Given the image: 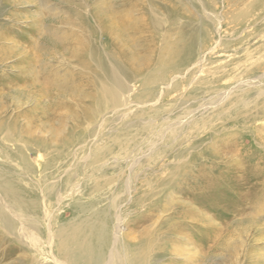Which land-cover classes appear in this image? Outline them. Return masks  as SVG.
Returning <instances> with one entry per match:
<instances>
[{
    "label": "rangeland",
    "instance_id": "374dc122",
    "mask_svg": "<svg viewBox=\"0 0 264 264\" xmlns=\"http://www.w3.org/2000/svg\"><path fill=\"white\" fill-rule=\"evenodd\" d=\"M70 253L264 264V0H0V264Z\"/></svg>",
    "mask_w": 264,
    "mask_h": 264
},
{
    "label": "bare ground",
    "instance_id": "6f19581e",
    "mask_svg": "<svg viewBox=\"0 0 264 264\" xmlns=\"http://www.w3.org/2000/svg\"><path fill=\"white\" fill-rule=\"evenodd\" d=\"M100 14V13H99ZM104 18V17H103ZM101 19V18H100ZM105 19H106V16H105ZM99 22V21H98ZM102 22V21H101ZM97 30V29H96ZM95 31V30H94ZM91 43H89V49H85L84 53L86 54V56H92V57H95L97 56L98 54H100L99 52V48L98 47H95V48H92L91 47ZM98 62H102L103 61V65H104V68L107 70V61L103 58V57H100L99 59H97ZM100 64V63H99ZM101 66V65H100ZM105 83V82H104ZM103 83V84H104ZM105 86V85H104ZM104 90V88H103ZM85 235H80V238L84 239ZM69 262H71L72 264H85L86 261H88L89 259V256H82L80 258L76 257L74 255V253H70L67 257ZM126 258V259H125ZM90 264H97L95 262L93 263H90ZM108 264V262L106 263ZM122 264V263H121ZM123 264H137V261H136V257H124V261H123Z\"/></svg>",
    "mask_w": 264,
    "mask_h": 264
}]
</instances>
